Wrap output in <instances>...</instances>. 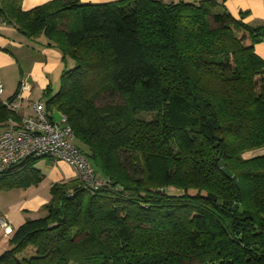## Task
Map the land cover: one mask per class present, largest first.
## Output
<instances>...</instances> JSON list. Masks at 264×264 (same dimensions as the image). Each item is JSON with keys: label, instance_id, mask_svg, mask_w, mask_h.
<instances>
[{"label": "trees", "instance_id": "16d2710c", "mask_svg": "<svg viewBox=\"0 0 264 264\" xmlns=\"http://www.w3.org/2000/svg\"><path fill=\"white\" fill-rule=\"evenodd\" d=\"M0 18L61 53L46 112L103 180L52 183L0 264H264V153L243 156L264 146V25L219 0H0ZM20 120L0 102V130ZM40 158L0 174V192L39 184Z\"/></svg>", "mask_w": 264, "mask_h": 264}, {"label": "crops", "instance_id": "0c3cea01", "mask_svg": "<svg viewBox=\"0 0 264 264\" xmlns=\"http://www.w3.org/2000/svg\"><path fill=\"white\" fill-rule=\"evenodd\" d=\"M47 1L50 0H21V8L28 10ZM80 1L97 4L117 0ZM219 2L234 18H241L243 22L250 25H264V0H219ZM45 43V37L28 39L21 35L12 24L0 18V84L2 86L0 102L4 103L14 98L22 83L28 85V89L22 91L18 106L13 109L21 118L31 115L33 103L41 101L40 97H34L33 94L39 92L40 95H44L53 83L59 81L64 67L59 50ZM254 50L264 59V41L255 44ZM25 108H27L26 112ZM44 108L46 109L45 105ZM44 158L47 160L48 169L47 172L40 169L44 174L41 183L15 191L19 216L12 214L10 210L11 205L15 203L0 206V216L9 222L13 230L28 219L27 215L34 217L40 212L41 206L49 200V188L52 183L75 178L73 169L64 161ZM10 236L11 234L5 235L0 229V254L8 248Z\"/></svg>", "mask_w": 264, "mask_h": 264}, {"label": "built area", "instance_id": "2783aa9c", "mask_svg": "<svg viewBox=\"0 0 264 264\" xmlns=\"http://www.w3.org/2000/svg\"><path fill=\"white\" fill-rule=\"evenodd\" d=\"M26 89L28 85L22 83L16 96L4 104L12 110L16 108ZM31 157L64 161L73 169L75 177L90 189L103 185L85 155L73 144V132L65 115L62 114L58 122L52 120L41 101L33 103L31 115L22 117L19 123L9 121L8 127L0 130V174ZM0 229L5 235L13 231L2 216Z\"/></svg>", "mask_w": 264, "mask_h": 264}, {"label": "rangeland", "instance_id": "374dc122", "mask_svg": "<svg viewBox=\"0 0 264 264\" xmlns=\"http://www.w3.org/2000/svg\"><path fill=\"white\" fill-rule=\"evenodd\" d=\"M164 1L169 2V1H172V0H164ZM58 87H59V81H57V83H53V85H51L49 93H46L44 95H42V94L40 95L39 92H35L33 94V96L34 97L35 96L40 97L41 101H43L44 105H46L48 98L52 94H54V92H56ZM119 102H121V99L119 97L102 96V97H100L97 100L96 104L97 105H104V104L119 103ZM24 110L26 112L27 108H25ZM48 113H49V116L52 118V120H54L56 122L60 121L61 116H62L60 111L55 110V109H48ZM138 117L143 118L145 120H149V119L152 118V115L149 114V113H146V112H141V113H139ZM262 153H264V146L249 150L243 156L244 157H251V156H255V155H258V154H262ZM46 161L47 160L44 157L38 159L36 161V163H35V167L38 168V169H41L43 172H47L48 167H47V162ZM44 183H47V182L44 181ZM20 189L22 190L24 188H17L16 190L12 189V190H7V191L0 192V206L4 205V204H8V203H11V204L15 203V205H11L10 204L11 205L10 210L13 212L12 214H16L17 216H19V212H17V208H18V203H16V200H17L16 199L17 198V194L16 193L17 192H15V191H18ZM44 214H45V212L40 210V212H38V214L35 215L34 217L31 216V215H27V218L41 217V216H44Z\"/></svg>", "mask_w": 264, "mask_h": 264}, {"label": "water", "instance_id": "95a60500", "mask_svg": "<svg viewBox=\"0 0 264 264\" xmlns=\"http://www.w3.org/2000/svg\"><path fill=\"white\" fill-rule=\"evenodd\" d=\"M218 168L221 169L222 173L226 176V177H231L232 176V173L231 171L225 167V164H224V161L220 160L218 162Z\"/></svg>", "mask_w": 264, "mask_h": 264}]
</instances>
